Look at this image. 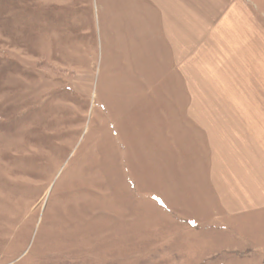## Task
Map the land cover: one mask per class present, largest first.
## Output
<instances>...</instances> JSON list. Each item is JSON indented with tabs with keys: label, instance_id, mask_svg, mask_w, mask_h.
Segmentation results:
<instances>
[{
	"label": "rangeland",
	"instance_id": "rangeland-1",
	"mask_svg": "<svg viewBox=\"0 0 264 264\" xmlns=\"http://www.w3.org/2000/svg\"><path fill=\"white\" fill-rule=\"evenodd\" d=\"M104 1L0 0V264H264V211L206 204L204 161L240 128L207 107L264 112V34L232 19L203 59L149 66Z\"/></svg>",
	"mask_w": 264,
	"mask_h": 264
},
{
	"label": "crops",
	"instance_id": "crops-1",
	"mask_svg": "<svg viewBox=\"0 0 264 264\" xmlns=\"http://www.w3.org/2000/svg\"><path fill=\"white\" fill-rule=\"evenodd\" d=\"M104 2L110 7V26L113 32L126 33L129 57H139L140 52L144 51L145 64L149 66L182 67L184 58L203 59L212 49L210 43L216 40L214 35L219 31L216 30L217 27H228V31L232 19L237 18L240 23H245L248 27V31L239 29L240 33L264 34V13L257 11L255 3L252 6L247 0H105ZM220 31L224 30L220 29ZM175 72L174 76H182L181 69ZM149 75L157 82L183 80L182 77H170L172 75L170 72L156 76L155 72L149 71ZM207 108L209 109L204 113L223 114L221 118L224 124L232 120L239 124L240 128L238 137L233 143L228 132H224L223 137H212L213 141L210 140V133H207L204 161L207 171L205 175L210 183V187L207 188L211 199L205 197L208 202L206 204L215 203V193H217L218 203L229 214L237 210H246V214L264 211V195L261 189V179H264V112L257 107ZM190 110L191 113H197L192 107ZM208 120L207 130L209 127L212 129L214 125V119ZM236 145L237 149H235ZM236 155L237 159H234ZM191 160L194 161V157H191ZM237 160L238 169L232 164ZM199 171L202 169H198V177ZM231 174L254 179L249 182L248 187L244 185L248 189L235 190L246 195L240 197L241 200L232 206L227 198V193L230 194L227 189L228 183L217 181L221 178L224 180ZM168 191L171 192V188ZM171 204L179 207L177 203Z\"/></svg>",
	"mask_w": 264,
	"mask_h": 264
}]
</instances>
